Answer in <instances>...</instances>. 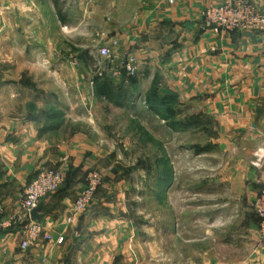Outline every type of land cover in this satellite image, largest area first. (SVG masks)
Here are the masks:
<instances>
[{
	"label": "crops",
	"instance_id": "0c3cea01",
	"mask_svg": "<svg viewBox=\"0 0 264 264\" xmlns=\"http://www.w3.org/2000/svg\"><path fill=\"white\" fill-rule=\"evenodd\" d=\"M221 1L0 0V13L6 16L1 44L12 55L8 60L58 62V53H47V47L56 50L59 30L79 51L93 48L87 56L75 57L90 71L95 55L101 56L97 48L114 38L119 40L118 54H135L140 62L139 72L130 78L76 73L78 81H90L80 87L93 92L90 108L77 101L58 103L57 91L51 102L53 94L45 86L16 84L12 73L5 86L0 84L4 215L21 209L27 185L39 170L60 168L66 178L38 211L37 220L51 239L23 248L21 229L5 232L0 235V264H264L259 217L251 207L264 188V33L204 27L202 10ZM252 1L264 10V0ZM100 29L106 33L96 38ZM114 64L105 60L103 66ZM4 94L22 101L5 103ZM96 98L110 100L108 106L117 112L131 109L151 116L172 139L197 135L214 143L216 148L194 147L199 157L214 158L216 175V192L207 199L214 208L198 213L195 228L170 221L163 229L152 220L143 230L130 227L122 211L127 200L120 193L117 198L105 193L121 185L106 181L91 204L68 221L87 172L105 170L113 157L102 145L106 132L96 127L101 123L94 112L102 106ZM58 105L71 119L70 128L58 125ZM80 112L85 116L78 117ZM76 125L83 130L72 131ZM217 159L226 160L220 165ZM160 184L175 186L170 177Z\"/></svg>",
	"mask_w": 264,
	"mask_h": 264
},
{
	"label": "rangeland",
	"instance_id": "374dc122",
	"mask_svg": "<svg viewBox=\"0 0 264 264\" xmlns=\"http://www.w3.org/2000/svg\"><path fill=\"white\" fill-rule=\"evenodd\" d=\"M5 22V14L0 13V84L5 86L7 80L10 79L8 75L12 73L14 78L11 79L16 84L25 81L32 88L45 86L48 94H53L51 98L48 96L51 102L55 96V91H57L58 103L77 101L82 105L89 103L88 107L90 108L89 97L92 96L93 92L86 89V86L80 88L90 81H78L76 76V73L77 75L78 73L87 75V71L90 70L85 63L83 64V61H75V57L77 55L87 56V53H90L93 48L85 50V47H82V51L81 49L79 51L72 45L74 40L68 41L70 38L58 30L56 50L47 47V53H58L60 56L58 62L8 60L7 55H12L8 54L5 44H1L6 39V30L2 28ZM105 33L100 29L97 34L95 31V37L98 35L101 38ZM92 53L95 54L96 52ZM16 56L21 58L20 54H16ZM103 64V57L98 54L95 55V66L91 71L98 78L105 76V74L99 75L97 70L100 66L102 69L108 70V67H103ZM55 70H58V80L55 77ZM77 82L84 84L76 85ZM70 85L76 87V90H69ZM91 85L94 86V92H96L97 80L91 81ZM89 87L90 85H88ZM1 99L5 103L22 101L12 100L6 94ZM96 99L99 105L102 104L99 111L94 112L95 119L101 123L96 127H102L106 132L108 140L103 141L102 145L112 151L113 157L109 160L110 162L105 164L107 165L105 170L94 167L93 169L102 173L103 181L121 185V189L116 188V190H108L105 193L115 198L120 193L121 197L127 200L126 207L124 210L122 209L131 221L127 224L134 229L143 230L148 228V224L152 220L153 225L165 229L168 222L178 221L187 229L195 228L198 213L202 212V209L205 211V209L214 208L207 199L216 192L213 187L216 175L212 173L215 167L214 158L199 157L194 147L198 148L201 145L209 147L210 145L216 148L214 143L203 142L197 135L190 138L175 137L172 139L166 132V127L158 125L151 116L134 112L131 109L117 112L108 106L110 100ZM29 101L28 107L33 110L31 99ZM61 108L58 105V125L68 127V124H71V119L63 114ZM50 111L54 112V109ZM83 116H85L83 112L78 114L80 118ZM71 129L72 131L83 130V127L76 125ZM188 145L190 148L192 147L191 150L183 148L184 146L188 147ZM114 151H116L117 156ZM217 160V164L221 165L226 159ZM112 163L115 168H110ZM164 177L173 178L175 186L167 189L165 185L160 184ZM217 192H221V190L218 189ZM95 198L96 193L93 199ZM206 201L205 205L204 202ZM182 206L184 207L182 208ZM251 207L253 214H256L253 203Z\"/></svg>",
	"mask_w": 264,
	"mask_h": 264
},
{
	"label": "built area",
	"instance_id": "2783aa9c",
	"mask_svg": "<svg viewBox=\"0 0 264 264\" xmlns=\"http://www.w3.org/2000/svg\"><path fill=\"white\" fill-rule=\"evenodd\" d=\"M177 0H167L174 4ZM204 27L215 32L235 31L264 33V10L258 8L252 0H222L220 3H209L202 10ZM119 40L114 38L110 45L101 46L98 51L105 60L115 64L108 70L98 68L99 75L109 72L121 79L134 77L140 68L138 56L131 53L118 54L116 47ZM105 67V65L103 66ZM65 173L60 168H43L37 172L27 185L21 209L13 216L4 215L0 209V235L21 229L23 240L21 246L29 248L51 236L45 226L34 219L32 211L41 205L43 199L55 194L65 183ZM86 185L78 192L71 215L67 218L72 222L74 217L88 207L99 187L103 183V175L97 169H91L86 177ZM254 210L259 217V233L264 241V188L257 194L253 202Z\"/></svg>",
	"mask_w": 264,
	"mask_h": 264
},
{
	"label": "water",
	"instance_id": "95a60500",
	"mask_svg": "<svg viewBox=\"0 0 264 264\" xmlns=\"http://www.w3.org/2000/svg\"><path fill=\"white\" fill-rule=\"evenodd\" d=\"M39 210H40V206L37 207L36 209H34V210L32 211L31 215H32V217H33L34 219H38V218H39V215H38V211H39Z\"/></svg>",
	"mask_w": 264,
	"mask_h": 264
},
{
	"label": "trees",
	"instance_id": "16d2710c",
	"mask_svg": "<svg viewBox=\"0 0 264 264\" xmlns=\"http://www.w3.org/2000/svg\"><path fill=\"white\" fill-rule=\"evenodd\" d=\"M65 181H66V180H65ZM64 184H65V183H64ZM60 189H61V188H60ZM60 189H59V190H60ZM59 190H58V191H59Z\"/></svg>",
	"mask_w": 264,
	"mask_h": 264
}]
</instances>
